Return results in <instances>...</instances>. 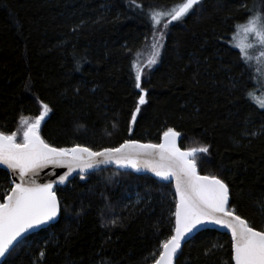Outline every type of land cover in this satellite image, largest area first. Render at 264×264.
<instances>
[{
    "label": "trees",
    "instance_id": "obj_1",
    "mask_svg": "<svg viewBox=\"0 0 264 264\" xmlns=\"http://www.w3.org/2000/svg\"><path fill=\"white\" fill-rule=\"evenodd\" d=\"M182 2L0 0V131L18 132L44 104L40 134L54 147L160 144L174 129L182 149L208 148L196 155L199 174L221 179L229 209L264 231V110L253 99L261 83L231 42L237 25L264 13V0H203L167 28L168 17L153 25L150 9ZM154 42L162 47L148 65ZM11 188L0 169V203ZM56 194L58 223L27 237L4 264H154L174 235L173 186L150 176L110 168ZM232 256L230 236L205 231L175 264H234Z\"/></svg>",
    "mask_w": 264,
    "mask_h": 264
},
{
    "label": "snow or ice",
    "instance_id": "obj_2",
    "mask_svg": "<svg viewBox=\"0 0 264 264\" xmlns=\"http://www.w3.org/2000/svg\"><path fill=\"white\" fill-rule=\"evenodd\" d=\"M199 3L200 0H183L170 10L150 9V19L154 26H159L168 17L163 25L167 28L169 23L180 20ZM236 28L238 42L234 46L240 49L244 61L253 59L248 50L255 45L249 41V37L254 38L262 49L256 59L264 58V13L249 16L244 24L237 25ZM153 39L155 41V37ZM159 47L162 45L153 43L155 51L148 60V65L157 62ZM135 67L136 87L140 88L144 70L138 64ZM145 95L139 97L140 105L146 103ZM249 96L252 97L253 93L250 92ZM259 105L264 107V100L259 101ZM49 111L48 105L44 104L43 111L31 122L27 117L21 118V124L26 126L21 142H17L16 131L11 134L0 131V164L20 178L19 183L13 181L14 187L10 189V194L0 203V258L14 250L26 233L53 221L60 212V202L54 191L55 183H37L34 178L26 181V177H35L40 170L49 166L67 167L69 172L59 177V183L63 184L67 175L76 169L86 171L99 163L114 161L138 171L142 166L150 168L156 176L163 179L175 177L176 193L179 196L175 211V234L163 241L162 251L155 264H173L181 242L193 229L205 223H214L230 230L234 253L232 259L235 264H264V231H257L246 219L229 209V189L221 179L214 175L202 176L197 171L196 154L207 153V147L182 151L177 146L180 133L171 128L163 133V142L160 144H141L130 140L119 147L105 148L102 151H93L79 144L71 148L54 147L40 134L41 122ZM139 111L137 107L135 112ZM135 120L136 115L133 114L131 122L135 123ZM101 157L102 160L98 159ZM43 256L44 253L41 252L40 257Z\"/></svg>",
    "mask_w": 264,
    "mask_h": 264
},
{
    "label": "water",
    "instance_id": "obj_3",
    "mask_svg": "<svg viewBox=\"0 0 264 264\" xmlns=\"http://www.w3.org/2000/svg\"><path fill=\"white\" fill-rule=\"evenodd\" d=\"M202 1L203 0H200V2H202ZM180 141H181V135H179V137L177 138V146L182 151H184V149H182L180 147ZM162 142H163V137H162L160 143H162ZM139 143L148 144V143H142V142H139ZM141 158L142 159H151V157H141ZM98 159L102 160L103 158L101 157V158H98ZM110 168H116L117 170H120V171H129V172H132V173H134L136 175H139V176H150V177L158 180L161 183L170 184V185L173 186L177 203L179 201V196L176 193V187H175L176 180H175V177H170L168 179H163L161 177L156 176L155 173L153 171H151L150 168L142 166L140 168V170L138 171V170H136V169H134L132 167H124V166L118 165L114 161L110 162V163H99L94 168L88 169L86 171H81L80 169H76L75 171L71 172V174L67 175V179H66V181L63 184L59 183V177L61 175H65V174H67L69 172L67 167H53V166H49L47 168H44V169L40 170L38 172V175H36L35 177H26L25 180L27 181L29 178H34L37 183L54 182L55 183L54 191H56L57 187L66 186L69 182H71L72 180H74L77 177L89 176V175H91L93 173H96V172H99V171H102V170H106V169H110ZM0 169L5 170L9 174L10 179H11L12 187H14L13 181H15V183H19L20 182L19 175L18 174H14L10 169H7L5 165L0 164ZM197 171H198V169H197ZM198 173H199V171H198ZM229 208H230V193H229ZM60 214H61V209H60V212L58 213L57 217L53 221H50V222H48V224L42 225V226H40L38 228H35V229H32L28 233H26L22 238H20L19 242L15 245L14 249L22 241H24L27 237H29V236H31L33 234H36V233H38V232H40L42 230L48 229L51 226L56 225L58 223L59 219H60ZM205 231H216V232H219V233H222V234H226V235L230 236V238H231V233H230L229 229H227L225 227H222L220 225H216L214 223H205V224L199 225L196 229H193V231L186 236L185 240L181 242V248L178 250L177 254L179 252H181V250H182L184 245H186L191 240H193L198 234H200L202 232H205ZM174 234H175V232H174ZM12 251L13 250H10V253L6 254V256L4 258H0V264H4V262L6 261V259L8 258V256L11 254ZM177 254H176V256H177ZM176 256L174 257L173 264H175ZM234 264H235V261H234Z\"/></svg>",
    "mask_w": 264,
    "mask_h": 264
},
{
    "label": "rangeland",
    "instance_id": "obj_4",
    "mask_svg": "<svg viewBox=\"0 0 264 264\" xmlns=\"http://www.w3.org/2000/svg\"><path fill=\"white\" fill-rule=\"evenodd\" d=\"M237 33V32H236ZM236 33L235 35H233L232 37V46L237 49L239 52H240V49L235 47L234 45L238 42L237 38H236ZM243 37V34L241 33V37ZM249 41L252 42L255 46L251 49H249V55H251L253 57L252 60L250 61H247L249 64H252V67L255 69V76L257 77V79L259 80V82L261 83V89H260V95H257V96H254L253 99H254V103L257 105V107L259 109H263L264 110V107H261L259 105V101L261 100H264V58L260 59V60H257L256 58L259 57V53L260 51L262 50L261 47L255 42L254 38L252 37H249ZM155 51V50H154ZM153 51V52H154ZM153 52H151L149 54V56H152ZM241 53V52H240ZM136 115V120L138 118V113L135 114ZM135 120V121H136ZM31 122V121H30ZM43 122V121H42ZM41 122V124H42ZM134 124V123H133ZM26 126L25 125H22L20 128H19V131L17 132V142H21L22 140V134H23V130ZM199 154V153H197ZM196 154V155H197ZM202 155H200L201 157ZM196 161L199 159L198 157L195 158Z\"/></svg>",
    "mask_w": 264,
    "mask_h": 264
}]
</instances>
